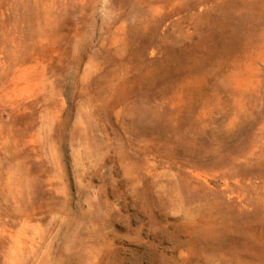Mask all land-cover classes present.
<instances>
[{
    "label": "rangeland",
    "instance_id": "obj_1",
    "mask_svg": "<svg viewBox=\"0 0 264 264\" xmlns=\"http://www.w3.org/2000/svg\"><path fill=\"white\" fill-rule=\"evenodd\" d=\"M0 264H264V0H0Z\"/></svg>",
    "mask_w": 264,
    "mask_h": 264
}]
</instances>
